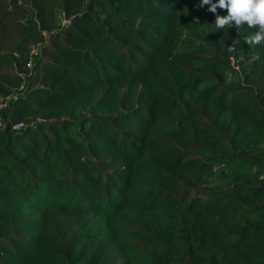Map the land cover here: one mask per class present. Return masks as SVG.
<instances>
[{
    "label": "trees",
    "instance_id": "trees-1",
    "mask_svg": "<svg viewBox=\"0 0 264 264\" xmlns=\"http://www.w3.org/2000/svg\"><path fill=\"white\" fill-rule=\"evenodd\" d=\"M201 2L0 0V264H264V44Z\"/></svg>",
    "mask_w": 264,
    "mask_h": 264
},
{
    "label": "clouds",
    "instance_id": "clouds-1",
    "mask_svg": "<svg viewBox=\"0 0 264 264\" xmlns=\"http://www.w3.org/2000/svg\"><path fill=\"white\" fill-rule=\"evenodd\" d=\"M209 5L208 11L216 14L213 24L216 29H238L247 25L256 31L245 37L248 45L264 44V0H202L200 7ZM223 9L227 15H220L218 10Z\"/></svg>",
    "mask_w": 264,
    "mask_h": 264
},
{
    "label": "built area",
    "instance_id": "built-area-1",
    "mask_svg": "<svg viewBox=\"0 0 264 264\" xmlns=\"http://www.w3.org/2000/svg\"><path fill=\"white\" fill-rule=\"evenodd\" d=\"M22 126V123H16L14 124V128H20Z\"/></svg>",
    "mask_w": 264,
    "mask_h": 264
},
{
    "label": "rangeland",
    "instance_id": "rangeland-1",
    "mask_svg": "<svg viewBox=\"0 0 264 264\" xmlns=\"http://www.w3.org/2000/svg\"><path fill=\"white\" fill-rule=\"evenodd\" d=\"M63 17V16H62ZM67 21V20H64V22Z\"/></svg>",
    "mask_w": 264,
    "mask_h": 264
}]
</instances>
